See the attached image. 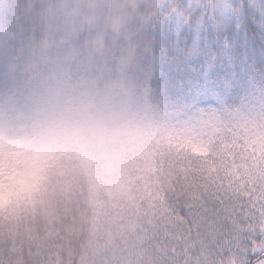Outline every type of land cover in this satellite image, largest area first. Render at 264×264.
<instances>
[{"label":"clouds","instance_id":"clouds-1","mask_svg":"<svg viewBox=\"0 0 264 264\" xmlns=\"http://www.w3.org/2000/svg\"><path fill=\"white\" fill-rule=\"evenodd\" d=\"M206 7L191 5L193 19ZM163 11L159 0H0V37L34 34L0 60V106L15 113L14 98L43 85L25 123L50 145V202L6 232L14 262L47 254L48 264H146L167 183L148 198L154 177L132 162L133 126L121 110L158 74Z\"/></svg>","mask_w":264,"mask_h":264},{"label":"rangeland","instance_id":"rangeland-1","mask_svg":"<svg viewBox=\"0 0 264 264\" xmlns=\"http://www.w3.org/2000/svg\"><path fill=\"white\" fill-rule=\"evenodd\" d=\"M159 2L166 17L161 16L164 20H161L162 25L158 23V28H161L160 25L165 27V23L168 25L173 18L174 22L170 24L179 29L186 25V15L189 14L191 5L206 3L208 10L205 13H208L207 20L212 25L216 41L221 44L230 40L237 48L233 55H229L224 49L225 54L221 56V60L224 62L227 59L225 64L214 63L218 67H224V73L217 78L218 87L211 83L214 73L208 64L202 63L199 70L192 72L200 58L198 51L203 40L205 15L197 21V27L186 34L173 29L171 33L168 32L174 35L171 37L158 31L156 45L165 46V43L174 40L176 47H189L185 55H177L190 68L188 72L178 76L179 81L184 82L182 86L189 88V91H181L179 98L173 100L171 97L167 98L170 95L158 96L157 90L148 88L146 93L138 92L133 95L121 110V116L133 126V133L126 145L132 155V162L141 164L145 173L154 177L146 186L148 198L154 195L157 187L162 186V181H166L170 187L172 182H178L186 194L183 212L188 215L192 202L197 201L195 212L190 213V217L196 214L198 225H204L206 229L212 226L206 236L198 233L188 235L189 228L184 221L173 216L174 209L166 195L171 191L167 189L158 196L161 201L159 215L162 223L159 224L155 238L148 241L150 246L146 249V264H168L171 261L177 264H242L241 254L240 260L236 256L237 241L245 239L244 232L249 233L248 223L252 221L239 223L237 216L244 214L246 209L236 213V207H231L235 203L234 197L240 191V185L244 190L252 185L253 191L257 188L261 192L247 215L251 219H260L254 231L258 236L253 234L250 237H254L251 240L263 237V243L257 249L264 250V53H259L254 45L256 42L264 49V10L260 8L263 3L262 0H243L250 11L255 13V20L259 25L257 35L253 33L247 36L241 31H235L227 36L225 30H228L232 19L237 15L234 8L236 0H185L187 7L182 11L178 10L176 0ZM211 2L215 3L213 7ZM239 15H242L240 10ZM208 34L206 32V36ZM17 45V42H8L0 37V60L10 56ZM160 61L158 59V63ZM166 78L167 75L163 76L158 71L156 79ZM193 82H199L200 86ZM189 83L191 85L188 87ZM4 87L0 82V95ZM42 87L43 85L37 84L36 95L31 98L27 94H18L14 98L18 107L15 113L0 106V155L3 156L0 157L1 173L6 169L7 158H17L24 153L17 145L8 156L3 143L15 128L26 125L25 121L30 119L33 105L41 101L39 93ZM211 98L221 103L222 111L207 116L200 115L196 109L197 103ZM54 132L53 126L48 131L49 138ZM49 152L50 145L44 142L41 135L36 134L35 142L25 149L26 163L19 170L23 173L19 182L10 187L5 197L0 199V213L12 210L21 203L20 197L25 193L31 197L32 204L37 194L47 188L44 185L48 178L51 179L45 175L48 171L45 161L50 158ZM221 178L224 182H229L232 178L234 181L225 192H221L215 206H205L201 191L195 194L192 186L198 180V190L213 188V192L219 186ZM13 197L17 201L15 204ZM219 223L235 226L237 231L235 234L218 231L216 225Z\"/></svg>","mask_w":264,"mask_h":264},{"label":"trees","instance_id":"trees-1","mask_svg":"<svg viewBox=\"0 0 264 264\" xmlns=\"http://www.w3.org/2000/svg\"><path fill=\"white\" fill-rule=\"evenodd\" d=\"M60 0H56L58 2ZM236 4L234 6L236 10V16L232 19L231 25L229 26L228 30H225L227 32V36H230L232 32L235 31H241L242 34L251 36L253 33L257 35L259 31V25L257 21L255 20L254 11H250V9L247 7V5L243 2V0H236ZM242 2V3H241ZM210 3V2H209ZM263 7L260 8L264 10V0H262ZM176 4L178 6V10L182 11L183 8L187 7V3L185 0H176ZM203 4V2H201ZM215 4V3H214ZM214 4L211 5L212 7ZM243 4V5H240ZM55 6V3L53 4ZM208 10V8H204V10L200 13L198 19H193V14L189 12L188 15H186L187 23L184 26V28H177L173 24L174 20L171 18L167 23H165V27H162L161 20H164L162 17H166L164 12L161 14L159 18V23L161 24L160 27L157 30L159 32H163L165 34H168L172 32L174 29L176 32L181 30V34H186L189 32L190 29L197 27V21L202 18L203 15H205L204 21V27H203V40L200 46V49L198 51V58L196 65H194L193 73L195 71L199 70L203 64H208L210 68H213V75L211 78V83L213 85H217L219 87V83L217 82V78L220 74L224 73V67H218L214 63L220 62L222 64H225L227 62V59L224 60V62L221 60V56L225 54L224 49H226V52L229 55H233L235 53V48H237L236 45L232 44L230 40H227L226 42H223L219 44L216 41V35L212 33V25L207 20L208 13H205ZM239 10L241 11L242 15H239ZM260 15V14H258ZM170 18V17H169ZM171 23V24H170ZM171 26L169 30H167V27ZM217 26L221 28L219 24ZM220 31V30H219ZM218 31V32H219ZM206 32H209V34L206 36ZM34 35L33 33L25 32L20 35L18 38L17 44L19 45L23 41H25L29 36ZM169 36H174L172 34H168ZM181 43V42H180ZM174 44V45H172ZM180 45V44H179ZM254 45L257 47L259 53H264V49L262 46H260L258 43L254 42ZM189 47H185L184 49H181V46L176 47V43L174 40L165 43L164 45H156V56L157 59H160L159 62L161 67L159 68V73L163 74V76L167 75L166 79H154L151 84L148 85L149 89H155L157 90L158 96H164V95H170V97L173 100H176L179 98V95L181 91L188 92L189 88L183 87L182 85L184 82L179 81L178 76L181 73L188 72L190 69L189 66L186 65L185 61H182L181 59H178L177 55L180 53H183L184 55L188 51ZM175 50V51H172ZM237 56V55H236ZM182 61V62H181ZM163 70H166L165 73ZM170 71V72H169ZM220 81V79L218 80ZM197 83V85L200 86L199 82H193ZM188 87L191 85V83L187 84ZM186 85V86H187ZM163 88V89H161ZM2 89V87H1ZM200 115L207 116L212 113H218L222 111L221 103L218 102V100H215L213 98L205 100V101H199L197 103V108ZM36 140V134L34 132L29 131L27 125H22L20 127L15 128L8 136L7 139L3 143L4 151L7 152V155L11 149H13L15 146H19L20 149L24 152L22 155H19L17 158L9 157L7 158L6 163V169L0 174V199L4 198L6 193L4 189H9L13 185H16L20 177L23 173H20L19 170H21L26 163V160L24 159L25 149L27 150L32 146V144ZM12 152V151H11ZM6 155V156H7ZM2 158L3 156L0 155ZM27 173V171L25 172ZM29 175V174H28ZM23 178H25L23 176ZM50 180V178H48ZM234 181V178H232L229 182H224V179H220L219 186L214 188V193L218 192L221 197V192H225L227 187L231 185ZM47 186V183L44 185ZM250 185L249 189L248 187L246 190H244L240 185V191L236 195L237 197H234L235 203L231 205V207H236V213H238L239 210L246 209V212L242 215L237 216V221L239 223L246 220L252 221L249 222L250 224V231L248 234L244 232V240L237 241V252L236 256L238 255V259L240 260V254L242 257V264H260L264 263V250H258L257 248H260V245L263 243V237H259L257 240H251L254 237H250L254 234V231L256 229L257 223H259L260 219L258 217H255L254 219H251L250 216L247 214L251 212V207L254 201L257 198V195L260 196L259 190L257 188L254 189ZM172 187V188H171ZM171 187L167 184V189H169L171 192H167L166 195L168 196L169 200L171 201V204L174 209L173 216L181 221H184L186 226L189 228L188 235H195L198 233L201 236H206L208 233H210L212 226H209L208 229H206V226L204 225H198V217L195 214L194 216L190 217V213L195 212V207L197 205L196 202L193 201V196L191 197L192 207L190 209V212L188 215L186 212L184 213L182 210L183 201H186V194L184 191L181 190V185L178 182H172ZM199 182L196 180V184L192 186L193 191H202L205 189H199ZM258 187V186H255ZM207 191L213 190L206 189ZM169 193V194H168ZM251 193L255 194L252 195ZM17 201L13 200V204H15ZM50 202V196L48 192V187L44 188L42 193H38L36 196V199L32 204H25V203H18L12 210L7 211H1L0 213V264H22V261L14 262L13 258L8 254L9 249L6 247L7 245V239H6V232L11 230V227L13 225L19 224L25 220H27L29 223L35 216L37 215L39 209L37 208V204L39 203L42 207L45 209L47 208V204ZM204 204V203H203ZM216 228L218 231L222 232H228L230 234H235L237 231V228L235 226H227L225 223H219L216 225ZM253 236H258L257 234H254ZM24 251L27 253L28 249H24ZM49 256L47 254H42L39 257L38 264H48ZM168 264H177L174 261H171V263Z\"/></svg>","mask_w":264,"mask_h":264},{"label":"snow or ice","instance_id":"snow-or-ice-1","mask_svg":"<svg viewBox=\"0 0 264 264\" xmlns=\"http://www.w3.org/2000/svg\"><path fill=\"white\" fill-rule=\"evenodd\" d=\"M201 199L204 200L205 206H207L208 204H212L213 206H215V204L217 203V200L220 199V195L218 192L214 193L211 191L202 190Z\"/></svg>","mask_w":264,"mask_h":264}]
</instances>
